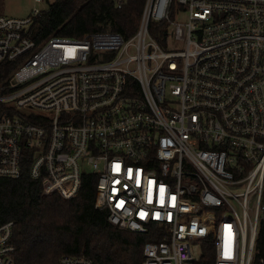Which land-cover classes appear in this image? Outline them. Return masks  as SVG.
<instances>
[{
  "label": "built area",
  "instance_id": "obj_1",
  "mask_svg": "<svg viewBox=\"0 0 264 264\" xmlns=\"http://www.w3.org/2000/svg\"><path fill=\"white\" fill-rule=\"evenodd\" d=\"M40 11L0 12V176H20L26 149L43 194L70 199L96 175L108 220L153 236L142 264H251L264 220V0H145L129 36L38 43L26 33ZM12 226L0 225V264H14Z\"/></svg>",
  "mask_w": 264,
  "mask_h": 264
},
{
  "label": "trees",
  "instance_id": "obj_2",
  "mask_svg": "<svg viewBox=\"0 0 264 264\" xmlns=\"http://www.w3.org/2000/svg\"><path fill=\"white\" fill-rule=\"evenodd\" d=\"M47 0L33 17L26 35L38 43L51 35L80 37L92 31H117L129 36L138 27L145 0ZM15 66V64H14ZM12 67L6 70L7 75ZM4 111L0 103V113ZM31 154L23 151L21 174L0 176V225L13 221L14 264H58L63 255L82 256L93 264H142L143 246L150 234L132 232L108 220L104 207L95 206L96 175L85 174L76 196L43 194L32 179ZM255 253H264V220L258 224Z\"/></svg>",
  "mask_w": 264,
  "mask_h": 264
},
{
  "label": "rangeland",
  "instance_id": "obj_3",
  "mask_svg": "<svg viewBox=\"0 0 264 264\" xmlns=\"http://www.w3.org/2000/svg\"><path fill=\"white\" fill-rule=\"evenodd\" d=\"M46 6L47 0H41V2H35V0H0V12L5 13L8 16L24 17L32 14L35 7L43 10ZM177 20L184 21L185 14L179 15ZM182 47L183 46L181 45L180 48Z\"/></svg>",
  "mask_w": 264,
  "mask_h": 264
},
{
  "label": "crops",
  "instance_id": "obj_4",
  "mask_svg": "<svg viewBox=\"0 0 264 264\" xmlns=\"http://www.w3.org/2000/svg\"><path fill=\"white\" fill-rule=\"evenodd\" d=\"M4 15H6L5 13H3ZM8 16V15H7ZM19 17V16H18Z\"/></svg>",
  "mask_w": 264,
  "mask_h": 264
},
{
  "label": "snow or ice",
  "instance_id": "obj_5",
  "mask_svg": "<svg viewBox=\"0 0 264 264\" xmlns=\"http://www.w3.org/2000/svg\"><path fill=\"white\" fill-rule=\"evenodd\" d=\"M119 168V166L117 165V169Z\"/></svg>",
  "mask_w": 264,
  "mask_h": 264
}]
</instances>
